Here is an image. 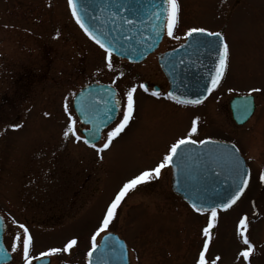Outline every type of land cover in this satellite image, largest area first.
Returning <instances> with one entry per match:
<instances>
[{
    "label": "rangeland",
    "instance_id": "obj_1",
    "mask_svg": "<svg viewBox=\"0 0 264 264\" xmlns=\"http://www.w3.org/2000/svg\"><path fill=\"white\" fill-rule=\"evenodd\" d=\"M178 20L152 54L139 63L111 56L81 30L68 0H0V214L7 264H25L23 224L32 237L29 264H86L96 232L116 192L139 172L155 167L177 139L216 138L234 143L249 167V185L240 200L211 210L189 208L170 188L169 166L130 190L108 228L127 244L129 264H196L204 240L206 264H264V0H177ZM189 28L219 32L228 45L219 86L195 107L175 105L139 86L166 83L156 54L178 46ZM179 37V39H177ZM89 82L113 85L122 97L135 86L134 110L124 131L97 152L74 136L65 138L71 98ZM259 89V91H253ZM253 95L251 118L237 126L228 100ZM65 105L68 112H65ZM17 124L19 127H12ZM118 119L104 130L99 147ZM77 135H80L77 130ZM253 246L245 260L239 221ZM101 232L96 237V243ZM76 240L68 251L67 242ZM13 243L17 247L13 250ZM61 251L49 253V249ZM41 253H49L41 255Z\"/></svg>",
    "mask_w": 264,
    "mask_h": 264
},
{
    "label": "water",
    "instance_id": "obj_2",
    "mask_svg": "<svg viewBox=\"0 0 264 264\" xmlns=\"http://www.w3.org/2000/svg\"><path fill=\"white\" fill-rule=\"evenodd\" d=\"M75 3L89 31L112 48V54L130 62L143 60L162 39L166 16L163 0H75ZM221 37L204 33L186 35L181 45L158 56L159 66L169 84L168 93L179 100L200 102L209 95L214 89L207 90L219 60ZM72 103L81 123L89 126L87 130L93 133L99 130L96 139L85 130L82 131L84 137L89 139V144L97 142L101 130L115 117V90L107 84L91 83L75 94ZM228 107L234 123L242 125L254 112L253 96H233L228 100ZM204 141L203 144L182 145L178 150L170 165L172 190L191 207L195 204L201 210H224L233 206L244 193L246 186L242 181L245 176L248 179L249 169L233 144L211 139ZM238 187H243L244 191L224 208L222 205ZM3 231L0 215V264L11 260L3 244ZM48 263V257L33 262ZM86 264H129L125 242L115 233L103 234Z\"/></svg>",
    "mask_w": 264,
    "mask_h": 264
},
{
    "label": "snow or ice",
    "instance_id": "obj_3",
    "mask_svg": "<svg viewBox=\"0 0 264 264\" xmlns=\"http://www.w3.org/2000/svg\"><path fill=\"white\" fill-rule=\"evenodd\" d=\"M164 5L166 6L164 11L167 13V15L165 16V20L167 22V35L168 36H173V28L175 27L177 20H178V11H179V6L177 4V0H163ZM68 5L72 10V15L76 18V21L78 24H80V27L84 29V31L90 36L92 37L95 42L100 45L101 48H103L105 50V52L107 53L106 59L109 61L108 63V67L111 68L112 64H111V56H112V52L113 49L108 47L107 45H105L98 37H96L91 31H89V29L85 26V24L82 22L80 15L78 14L77 11V5L75 3V0H68ZM115 15V13H114ZM159 18V17H157ZM126 23H131L130 20H126ZM193 33H204L207 34L209 36H221L220 33L218 32H208L207 29L204 28H189L188 31L185 33V35L187 36H192ZM177 39H179V37H177ZM227 59H228V45L227 43L223 42V38L221 37V47H220V51H219V60L218 63L216 65V69H215V73L212 74L211 76V85L210 87H208V91H211L213 88H215L219 82L220 79L227 67ZM140 88H143V90L145 92L149 91V89L141 84L139 86ZM136 91V87L133 86L131 88L128 89V91L126 92V98H127V104L126 107L123 110V117L122 119H120L119 123L116 124V126L114 128H112L108 133H107V138L104 140L103 144L100 145L99 147L97 146V144L95 143H91L90 146L94 149L97 150V152H102L105 149H108L110 144L112 143L113 139L115 137H117L121 132L124 131L125 127L127 126L129 120L132 117L133 114V110H134V93ZM253 91H259V89H253ZM152 95L154 96H159L160 93L156 92L153 90ZM169 98H172L174 100H177V102L179 103H199V100H192V101H187V100H179L173 93L169 92L167 93ZM65 112H68V107L67 105H65ZM76 121L73 119L71 113H69L68 116V126L66 128V130L64 131L63 135L65 136V138H68L69 136H74L76 140H81L83 139V142L85 144H89V139L86 137H83L81 135H77V130L75 127ZM12 127H19V125L14 124L12 125ZM86 132H89V130L85 129ZM197 131V121L194 119L192 121V126H191V130H190V134L189 136H185L182 137L180 139H177L173 144H171V146L169 147V149L167 150L166 154L163 156V158L160 160V162H158L155 167L150 168V169H146L143 170L141 172H139L137 175L133 176L132 178L126 180L122 186L120 187L119 191L116 192L114 198L112 199L111 203L107 206V210L106 213L104 214V217L102 219V221L100 222L99 227L96 229V232L92 235V246L91 249H89L88 252V256L91 257L92 252L94 249L97 248V243H96V237L97 235H99L101 232H104L107 228L108 225L110 223V221L112 220V218L115 215L116 209L118 207V205L120 204V202L122 201V199L125 197V195L132 189H135L137 185L146 182L148 180H150L153 176H159L161 173V169L165 168L168 165L172 164L173 158L175 156H177L178 154V150L180 149V147L182 145H187V144H196V143H205L206 141L204 140H192L190 139V135L191 133H195ZM89 135L92 136L93 139L98 138L99 135V130L97 129L94 133L93 132H89ZM260 179L262 181H264V172L261 173L260 175ZM242 184L244 186H247L248 184V179L245 176V178L242 181ZM244 191L243 187H238L237 190L235 191V193L231 196V198L228 200L227 203H224L222 206L224 208L229 207L230 204L234 203L235 200L237 198H239V196L241 195V193ZM193 208L197 211L200 212L201 208L197 207L195 204L192 205ZM216 218V208H212L211 209V216L209 218L208 221V225L207 227H205L203 229V234L205 237L209 236V230L213 227V221ZM247 218L246 217H242L239 221V226L241 229V236L243 237V243L245 245H247L246 248H244L241 252L240 255L247 260L250 253L253 251V246L252 244L249 242L247 236L244 235V230L247 227L246 224ZM19 227L21 229H23V234L21 236L20 233L16 234V241L17 242H22V247H23V255H24V261L25 264H29V248L31 246V242H32V237L29 235L28 229L23 225L20 224ZM76 244V240L75 239H71L67 242V244L65 245L63 251H68L73 245ZM208 244H209V240L205 239L204 240V250L200 251L199 253V258L196 261V264H206L205 261V250H207L208 248ZM13 250H15V248L17 247V243H13L12 245ZM61 251V249H57V248H52L49 249V253H56ZM49 253H41V255H47Z\"/></svg>",
    "mask_w": 264,
    "mask_h": 264
},
{
    "label": "flooded vegetation",
    "instance_id": "obj_4",
    "mask_svg": "<svg viewBox=\"0 0 264 264\" xmlns=\"http://www.w3.org/2000/svg\"><path fill=\"white\" fill-rule=\"evenodd\" d=\"M172 49V48H171ZM157 55V54H156ZM166 81V80H165ZM142 84L145 85L149 91V93H152L153 90L156 91V92H159V93H165L166 95V90H167V82L164 84H159V83H156V82H153V81H150V80H144L142 81ZM111 85V84H110ZM113 86V85H112ZM114 87V86H113ZM155 87H157V89H155ZM115 88V87H114ZM143 89V88H141ZM144 91V90H143ZM116 97H117V101H118V111H117V115H116V118L115 120L113 121V123L118 119V123L120 121V119H122L123 117V110L124 108L126 107V104H127V98H126V95L124 97L121 96V94H119V91L116 89ZM167 99L171 102H173L175 105H178V106H184V107H195V106H190V105H185V104H179L173 100H171L169 97H167ZM113 123H111L110 125H112ZM109 125V126H110ZM108 128V127H107ZM191 139V138H190ZM200 139V138H199ZM198 139V140H199ZM171 145V144H170Z\"/></svg>",
    "mask_w": 264,
    "mask_h": 264
}]
</instances>
